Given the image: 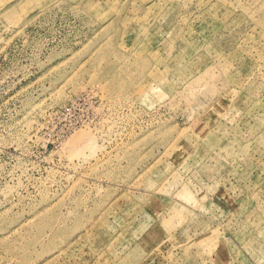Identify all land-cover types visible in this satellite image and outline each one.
Wrapping results in <instances>:
<instances>
[{
	"label": "rangeland",
	"instance_id": "374dc122",
	"mask_svg": "<svg viewBox=\"0 0 264 264\" xmlns=\"http://www.w3.org/2000/svg\"><path fill=\"white\" fill-rule=\"evenodd\" d=\"M0 264H264V0H0Z\"/></svg>",
	"mask_w": 264,
	"mask_h": 264
},
{
	"label": "built area",
	"instance_id": "2783aa9c",
	"mask_svg": "<svg viewBox=\"0 0 264 264\" xmlns=\"http://www.w3.org/2000/svg\"><path fill=\"white\" fill-rule=\"evenodd\" d=\"M82 123L81 122H76L74 123L72 126L68 127L66 129V131L63 134V138L68 136L71 132H74V130L78 129L79 127H82Z\"/></svg>",
	"mask_w": 264,
	"mask_h": 264
},
{
	"label": "bare ground",
	"instance_id": "6f19581e",
	"mask_svg": "<svg viewBox=\"0 0 264 264\" xmlns=\"http://www.w3.org/2000/svg\"><path fill=\"white\" fill-rule=\"evenodd\" d=\"M88 144V143H87Z\"/></svg>",
	"mask_w": 264,
	"mask_h": 264
}]
</instances>
